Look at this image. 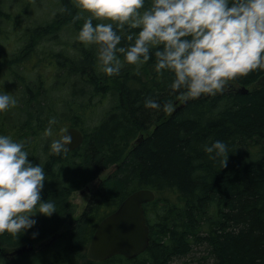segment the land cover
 I'll use <instances>...</instances> for the list:
<instances>
[{"label":"trees","instance_id":"trees-1","mask_svg":"<svg viewBox=\"0 0 264 264\" xmlns=\"http://www.w3.org/2000/svg\"><path fill=\"white\" fill-rule=\"evenodd\" d=\"M151 2L145 0V9ZM26 3L16 13L0 9V36L6 30L21 34L15 38L21 48L10 57L2 44L9 37L0 41V82L10 80V91H19L24 80L29 91L21 103L0 112V136L23 142L29 160L44 169L41 201L54 203L56 212L46 217L36 213L37 208L30 217L36 221L33 227L18 236L0 234V264H264V69L230 81L223 93L203 94L181 106L184 102L169 87L174 74L157 73L154 55L137 71L117 53L120 73L103 72L97 62L98 46L78 39L84 20L74 18L88 14L82 13L76 0ZM47 6L50 10L45 11ZM35 8L38 16H30L38 21L30 29L25 15ZM101 22L93 19L94 25ZM113 27L123 37L118 47L130 46L133 42L126 34L139 31L127 25L124 31ZM65 30L70 32L68 39L60 33ZM51 41L59 51L39 48ZM23 69L25 78L20 80L17 70ZM53 71L55 77L50 76ZM62 79L74 80L68 87L66 83L50 87ZM259 81L260 87L248 89ZM241 87L248 92H238ZM57 91L66 98L57 99ZM92 97L109 100L93 126L88 122L95 105L83 104ZM146 98L161 106L172 101L174 111L145 108ZM52 118L56 120L53 135L46 137L44 130ZM69 127L82 131L83 143L72 152L53 154L51 143ZM218 140L228 146L223 169L222 158L213 159L214 153L205 151ZM109 169L110 174L102 177ZM94 181L77 217L78 208L69 196ZM139 189L155 194L153 202L143 205L149 228L147 249L131 260L88 259L98 223ZM29 244L31 251L7 255Z\"/></svg>","mask_w":264,"mask_h":264},{"label":"clouds","instance_id":"clouds-1","mask_svg":"<svg viewBox=\"0 0 264 264\" xmlns=\"http://www.w3.org/2000/svg\"><path fill=\"white\" fill-rule=\"evenodd\" d=\"M76 4L88 14L74 18L84 20L78 39L98 46L106 75L120 73L117 53L137 71L154 55L157 73L174 74L169 87L182 102L223 93L230 81L264 69V0H152L147 9L145 0H76ZM93 19L103 22L94 25ZM114 24L121 31L126 25L139 29L126 34L133 42L130 46L118 47L123 37ZM16 103L9 94H0V112ZM144 107L174 111L172 101L161 106L152 98H146ZM55 123V118L49 120L44 136L53 135ZM71 143L65 135L51 143V152L66 153ZM205 151L214 153L213 159L222 158V169L227 167L224 142L215 141ZM44 182V169L29 160L24 143L0 136V234L18 236L33 227L36 221L30 217L37 208L36 213L46 217L56 212L54 203L41 201Z\"/></svg>","mask_w":264,"mask_h":264},{"label":"water","instance_id":"water-1","mask_svg":"<svg viewBox=\"0 0 264 264\" xmlns=\"http://www.w3.org/2000/svg\"><path fill=\"white\" fill-rule=\"evenodd\" d=\"M238 92L246 94L248 89L241 87ZM186 102L182 103L184 106ZM70 136L72 143L67 145L73 151L83 142L81 131L75 128L66 129L61 135ZM137 140L136 142H138ZM151 190L140 189L123 199L117 208L104 217L96 226L88 248V258L102 262L121 255L126 259H134L143 253L149 244V229L144 216L143 205L154 200ZM58 235L52 237L54 240ZM31 244L15 249L7 255L14 257L31 251Z\"/></svg>","mask_w":264,"mask_h":264},{"label":"rangeland","instance_id":"rangeland-1","mask_svg":"<svg viewBox=\"0 0 264 264\" xmlns=\"http://www.w3.org/2000/svg\"><path fill=\"white\" fill-rule=\"evenodd\" d=\"M9 1V0H8ZM29 0H24V2L22 3V4H19L20 3V1L18 0V2L16 1L15 2V0H12L11 2L9 1V2H7V1H3V2H1L0 3V9H2V11L4 12V11H6V10H8L9 12H11V13H16L17 11H19L22 7L24 8L28 3H26V2H28ZM40 8H43V4L39 7V8H37V9H40ZM37 9L35 8V9H32V13H30V12H28L29 13V15H25V21H26V23H27V25H26V27H28V28H30V29H33V27H32V24H33V22L34 21H38L37 19L38 18H32L30 15H33L34 17H36V16H38V13L39 12H37ZM47 10H50V7L49 6H47L46 7V9H45V11H47ZM83 13V12H82ZM84 14V13H83ZM86 14V13H85ZM1 27H5V24L3 23L2 25H1ZM32 27V28H31ZM24 28H25V25H24ZM8 30H10V29H8ZM66 31V32H65ZM65 31H62V32H60V33H63V35H62V38L63 39H68V33H70L69 32V30H65ZM78 34V33H77ZM4 35H5V37H9L8 39H5L3 42H2V44L3 45H5L8 49H9V51L5 54L6 56H8V57H10V56H12V55H15V53L17 52V51H19V48H21L20 47V43H16L15 42V38H19L20 36H21V34H20V32L18 31V33H15L14 35L13 34H10V33H8V31L6 30L5 32H4ZM4 35H1L0 36V41L1 40H3V38H4ZM49 38H51V37H49ZM70 41H75L74 40V38L73 37H71L70 38ZM0 46H2L1 45V43H0ZM45 46H50V47H52L55 51H59V47L53 42V41H51V42H48V43H46V44H40L39 45V48L41 49V48H43V47H45ZM86 47H88V45L86 46ZM74 53V52H73ZM2 61H5L6 62V66L8 65V66H11L10 65V61L9 60H7L6 58H2ZM97 62H98V64H100V61H99V59L97 58ZM0 66H3L2 64H0ZM17 73H19V79L21 80V78H25L24 77V69L23 70H17ZM35 73V72H34ZM33 74V73H32ZM56 74H57V72L56 71H53V72H51L50 73V76L51 77H55L56 76ZM37 78V77H36ZM74 80V79H73ZM73 80H69L68 81V83L67 82H65V81H63V79L61 80V81H58L57 83H55V84H53V85H50V87H57V86H60L62 83H66L67 84V87L68 86H70L71 85V83H73ZM9 82H11L10 80H8V81H6L4 78H2V80H1V82H0V89L2 90L3 89V91H0V94H4V93H7V94H9L12 98H14L15 100H16V102H18V103H21V99H22V97H23V95H25V93H27V92H29V91H23V89H25L26 88V86H25V84H26V82L23 80V82L22 83H20V86H18V89H19V91H10V89H9V87H7V84L9 83ZM261 84H262V81H259V82H257V85H252V86H249L248 87V89L249 90H252V89H254V88H256V87H260L261 86ZM15 85H16V83H15ZM66 87V88H67ZM228 90V85L226 86V88H225V90L224 91H227ZM31 92L34 94V93H36V92H38V91H30V94H31ZM55 95H56V93H55ZM66 94L65 93H62V94H60V92L59 91H57V99H63V98H66V97H64ZM63 96V98H61ZM51 99H53V98H51ZM47 101L48 102H50L49 101V99H47ZM83 104L86 106H88L89 104L90 105H95V107H93V109L92 110H90V112H91V117H89V122H88V124L89 125H95L96 124V120H98V115H99V113L102 111V110H104V109H106L107 107H108V105H109V100H106V99H103L102 101L98 98V97H92V98H90L89 100H88V102H83ZM98 104V105H97ZM10 107H13V106H10ZM87 113H88V111H87ZM12 113L10 112V115H11ZM13 115V114H12ZM67 124H69V123H67ZM69 128H74V127H69ZM68 129V128H67ZM75 129H77V128H75ZM66 130V129H65ZM65 130H60V132H59V135H58V139H61V135H62V133L65 131ZM78 130H80V129H78ZM81 131V130H80ZM82 132V131H81ZM83 134V133H82ZM83 141H84V135H83ZM81 146V145H80ZM79 146V147H80ZM78 147V148H79ZM252 153H256L257 154V151H253ZM40 160H42V158L40 157L39 158ZM111 170L112 169H109V170H105L103 173H102V177H105V176H107L108 174H110V172H111ZM95 185H96V181H94V182H92V183H90L85 189H81V190H79V191H75V192H73L70 196H69V201L71 202V203H73V204H75L76 206H77V208H78V210H77V217L81 214V212L84 210V208H85V206H86V203H87V198H88V193L90 192V191H92V189L95 187ZM140 190V189H139ZM147 190H149V189H147ZM135 191H137V190H135ZM152 191V190H151ZM81 192H82V194H81ZM153 192V191H152ZM154 193V192H153ZM154 196H155V194H154ZM154 199H155V197H154ZM154 201V200H153ZM152 201V202H153ZM58 235H59V233H58ZM88 248H89V246H88ZM87 254H88V249H87ZM88 257V256H87ZM89 259V258H88Z\"/></svg>","mask_w":264,"mask_h":264},{"label":"bare ground","instance_id":"bare-ground-1","mask_svg":"<svg viewBox=\"0 0 264 264\" xmlns=\"http://www.w3.org/2000/svg\"><path fill=\"white\" fill-rule=\"evenodd\" d=\"M77 130H78V129H77ZM79 131H80V130H79ZM81 133H82V132H81ZM62 134H63V133H62ZM82 135H83V134H82ZM141 138H142V136H139V137H138V139H137V140H139L138 142H140ZM137 140H136V141H137ZM136 141H135V143H138V142H136ZM82 143H83V142H82ZM82 143H81V144H82ZM81 144H80V145H81ZM77 148H78V147H77ZM77 148H76V149H77ZM76 149H74V150H76ZM74 150H73V151H74ZM69 152H72V151H69ZM81 194H82V192H81ZM149 203H151V202H149ZM146 204H147V203H146ZM144 205H145V204H144ZM144 216H145V215H144ZM145 219H146V217H145ZM146 224H147V223H146ZM147 226H148V225H147ZM148 229H149V228H148ZM148 245H149V244H148ZM146 249H147V248H146ZM8 253H9V252H8ZM8 253H7V254H8ZM22 254H23V253H22ZM141 254H142V253H141ZM20 255H21V254H20ZM16 256H18V255H16ZM87 256H88V254H87ZM117 256H121V255H117ZM138 256H139V255H138ZM114 257H115V256H114ZM122 257H123V256H122ZM124 258H125V257H124ZM129 260H131V259H129ZM105 261H106V260H105Z\"/></svg>","mask_w":264,"mask_h":264},{"label":"flooded vegetation","instance_id":"flooded-vegetation-1","mask_svg":"<svg viewBox=\"0 0 264 264\" xmlns=\"http://www.w3.org/2000/svg\"><path fill=\"white\" fill-rule=\"evenodd\" d=\"M1 91H3V89ZM24 91H27V90L25 89Z\"/></svg>","mask_w":264,"mask_h":264}]
</instances>
